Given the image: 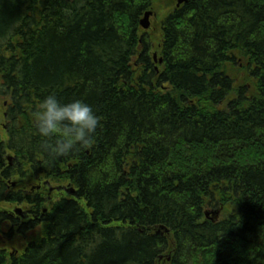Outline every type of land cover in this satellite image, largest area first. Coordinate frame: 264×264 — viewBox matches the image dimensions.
Masks as SVG:
<instances>
[{"label": "trees", "instance_id": "1", "mask_svg": "<svg viewBox=\"0 0 264 264\" xmlns=\"http://www.w3.org/2000/svg\"><path fill=\"white\" fill-rule=\"evenodd\" d=\"M152 6L0 0V245L28 242L0 264H264V0H189L156 42ZM50 93L93 107L89 147L44 150ZM27 178L68 196L13 186ZM24 203V220L5 209Z\"/></svg>", "mask_w": 264, "mask_h": 264}, {"label": "clouds", "instance_id": "2", "mask_svg": "<svg viewBox=\"0 0 264 264\" xmlns=\"http://www.w3.org/2000/svg\"><path fill=\"white\" fill-rule=\"evenodd\" d=\"M34 123L44 150L61 157L91 145L100 117L82 99L62 103L55 93H50L35 111Z\"/></svg>", "mask_w": 264, "mask_h": 264}, {"label": "rangeland", "instance_id": "3", "mask_svg": "<svg viewBox=\"0 0 264 264\" xmlns=\"http://www.w3.org/2000/svg\"><path fill=\"white\" fill-rule=\"evenodd\" d=\"M153 3L152 8L150 9L153 11V16L150 17V27L149 29L145 30L144 32H148L149 35H151L154 38V41L156 42L157 36L160 34L162 29V24L165 18L170 14V12L174 11L177 6L179 5V0H151ZM183 4V3H182ZM181 4V5H182ZM158 42V41H157ZM158 46V43L155 44ZM155 60H158L159 55L158 53L154 54ZM4 114H5V108L0 103V130H5V124L4 123ZM7 136V133H6ZM5 137V134H4ZM6 138V137H5ZM15 184L19 186V188L23 189L26 188L29 192L35 193L38 195L43 194L46 197V200L49 204V201L52 200V196L62 198L68 196V188L69 185L58 184L55 180L51 181H38L36 179L32 180L30 178H27L26 180H23L22 182L20 180H15ZM15 185V186H17ZM49 207H46L44 209H47ZM5 209L13 213L14 215H17L21 218V220H24L25 216L30 215L29 210L32 209L30 205L27 203L25 204H12V205H6ZM225 215L224 210H212L208 209L206 212V217L212 219L214 222L220 221ZM28 242L26 239L21 238L19 235H16V237L9 242H3L2 245H0L1 248L6 249V252L10 255H20L25 248L27 247Z\"/></svg>", "mask_w": 264, "mask_h": 264}, {"label": "water", "instance_id": "4", "mask_svg": "<svg viewBox=\"0 0 264 264\" xmlns=\"http://www.w3.org/2000/svg\"><path fill=\"white\" fill-rule=\"evenodd\" d=\"M188 0H179V6L184 3V2H187ZM152 15V12H147L146 15H145V18L141 21V25L145 28V29H148L150 27V22H149V19H150V16ZM9 160H11L9 158ZM160 229H164L168 232V230L161 226ZM168 259L170 260L171 257H168Z\"/></svg>", "mask_w": 264, "mask_h": 264}, {"label": "flooded vegetation", "instance_id": "5", "mask_svg": "<svg viewBox=\"0 0 264 264\" xmlns=\"http://www.w3.org/2000/svg\"><path fill=\"white\" fill-rule=\"evenodd\" d=\"M178 7V6H177Z\"/></svg>", "mask_w": 264, "mask_h": 264}]
</instances>
